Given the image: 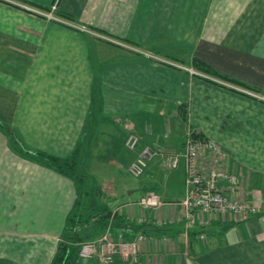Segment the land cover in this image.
I'll return each instance as SVG.
<instances>
[{
	"label": "crops",
	"instance_id": "crops-1",
	"mask_svg": "<svg viewBox=\"0 0 264 264\" xmlns=\"http://www.w3.org/2000/svg\"><path fill=\"white\" fill-rule=\"evenodd\" d=\"M17 3L55 4L56 15L73 20H46ZM194 58L264 95V0H0V121L24 149L57 157L88 136L84 169L100 198L129 220L166 223L140 243L135 262L114 255L108 264H264V102L193 69ZM188 128L223 152L203 153L204 172L234 176V192L219 182L223 194L254 213L203 214L208 221L186 228L177 218L182 161L180 173L166 172L157 158L141 182L122 185L134 158L123 145L127 133L141 145L181 149ZM108 180L109 196L99 187ZM169 180L180 184L178 195ZM151 192L163 205L140 208ZM75 194L70 179L15 153L0 130V264H50ZM76 264L102 263L78 255Z\"/></svg>",
	"mask_w": 264,
	"mask_h": 264
},
{
	"label": "built area",
	"instance_id": "built-area-1",
	"mask_svg": "<svg viewBox=\"0 0 264 264\" xmlns=\"http://www.w3.org/2000/svg\"><path fill=\"white\" fill-rule=\"evenodd\" d=\"M21 5L19 4L21 8L32 14L54 22L67 23L55 14V4L50 6L49 10ZM188 71L191 75H202L192 69H188ZM226 86L235 88L229 84H226ZM236 89L255 99L264 101V95L256 94L244 88ZM138 144L139 137L135 133L129 132L126 134L123 145L126 150L134 154V158L128 166V171L133 177L140 176L147 162L154 157H160L162 159L161 165L168 170L177 168L179 163L183 162L184 196L181 205L184 212L177 218L178 221L184 222L186 228L204 224L208 221L203 217V214L210 217L216 214L229 213L235 218L243 219L256 211L249 202L242 199L228 198L223 194L219 182L226 180L231 185L230 191L234 192L237 183L234 176L213 168L204 172L201 165L203 153L209 152L211 156L216 158L223 156V152L211 140L194 138L193 131L188 128L181 149H162L161 147L153 148L149 146L139 148ZM137 204L142 209H158L163 205V202L156 193L151 192L141 196ZM114 211L117 210L114 209ZM145 221V217L141 216L136 222L142 223ZM152 223L158 227L166 225V223L160 221ZM200 237L203 238V236ZM147 240H151V237L144 233H138L132 239L124 240L121 234L115 235L111 227H107L98 238L82 242L79 245L78 255L83 258L96 256L102 264L111 263L114 255L126 260L128 258L132 259L133 262L140 243Z\"/></svg>",
	"mask_w": 264,
	"mask_h": 264
},
{
	"label": "trees",
	"instance_id": "trees-1",
	"mask_svg": "<svg viewBox=\"0 0 264 264\" xmlns=\"http://www.w3.org/2000/svg\"><path fill=\"white\" fill-rule=\"evenodd\" d=\"M36 8L41 10L49 9L41 6H37ZM57 16L70 21L73 20L71 15L65 13H58ZM122 41L131 44V42L126 40ZM192 67L198 72L210 77L250 91H258L243 82L228 78L208 64L195 58L192 60ZM178 112L182 121L186 122V104H179ZM0 130L5 132L9 137L11 147L15 153L70 179L75 186V202L68 218L65 236L58 243L55 255L50 264H76L79 245L86 240L95 238L107 227H111L115 235L118 233L121 234L124 240H130L138 233L149 235L161 231V227L155 226L151 222L145 221L138 223L134 220H129L123 213L114 211L97 201L101 197L99 188L94 178L84 170V161L90 144L88 136H85L69 155L66 157H57L42 151L29 152L24 149L20 144L18 136L12 132L8 125L1 121ZM193 136L196 139H206L200 132L195 133L193 131Z\"/></svg>",
	"mask_w": 264,
	"mask_h": 264
},
{
	"label": "rangeland",
	"instance_id": "rangeland-1",
	"mask_svg": "<svg viewBox=\"0 0 264 264\" xmlns=\"http://www.w3.org/2000/svg\"><path fill=\"white\" fill-rule=\"evenodd\" d=\"M17 4H19V3H17ZM23 5H27V6H30V5H28V4H25V3H22V5L21 6H23ZM23 9V8H22ZM49 9H50V7H49ZM48 9V10H49ZM29 12V11H28ZM31 13V12H30ZM36 16H38V15H36ZM41 17V16H40ZM44 18V17H43ZM44 19H46V18H44ZM46 20H48V19H46ZM155 53H157V51L158 50H153ZM9 127V126H8ZM11 129V128H10ZM12 130V132L13 133H15L14 132V130L13 129H11ZM197 130V131H196ZM196 130H194L195 132H199L198 131V129H196ZM200 130V129H199ZM133 133H135L134 131H133ZM6 134V133H5ZM136 134V133H135ZM137 135V134H136ZM138 136V135H137ZM19 139V138H18ZM8 140V139H7ZM138 146H139V148H142L143 146H149V145H141L140 144V139H139V144H138ZM150 147V146H149ZM87 156V155H86ZM157 158H159V161H160V166H161V168L163 169V170H165L166 172H170V171H172V170H175V169H171V170H168V169H165V168H163V166L161 165V158L160 157H154L152 160H150L149 162H151V161H153V160H155V159H157ZM133 160V159H132ZM85 162V161H84ZM149 162H147V164H146V166H145V168H144V170H143V172H142V174L140 175V176H138V177H133L130 173H129V171H128V166H129V164H128V166H127V171L125 170V169H123L122 170V173H121V176H120V181L122 182V185H124V186H126V187H129V188H132L136 183H139V182H141L144 178H145V176L143 175L144 173H145V170H146V168H147V166H148V163ZM180 164V163H179ZM179 166V165H178ZM85 170V169H84ZM86 172V171H85ZM173 172H178V173H180V171H179V169L176 171H173ZM87 173V172H86ZM89 174V173H88ZM90 175V174H89ZM99 177V176H98ZM98 177L96 178V180L98 179ZM99 181H100V177H99ZM183 181H184V177H183ZM174 182L172 181V180H169L168 181V183L166 184V186H167V188L169 189V192H171V193H175V195H178V192H177V190H179V188H180V184L179 183H177V184H174ZM100 188H102V191H104L105 193H106V191L107 190H110L109 189V187H110V181L108 180L106 183H102L100 186H99ZM175 189V190H174ZM183 190H184V182H183ZM113 191L111 190L110 192H108V193H106L108 196L112 193ZM159 192V195L160 196H162L163 197V199H165V201H168L167 199H169V196H168V194L165 192V191H158ZM171 199H173V198H171ZM99 203H102V204H104V205H106V206H108L107 205V203H106V201H107V199H105L104 197H102V198H99L98 200H97ZM114 204V203H113ZM112 205V204H111ZM109 207V206H108ZM110 208V207H109ZM111 209V208H110ZM103 233V232H102ZM101 233V234H102ZM101 234H99L98 236H96L95 238H92V239H89V240H93V239H96V238H98ZM87 241V240H86ZM43 244H46V242H43Z\"/></svg>",
	"mask_w": 264,
	"mask_h": 264
}]
</instances>
